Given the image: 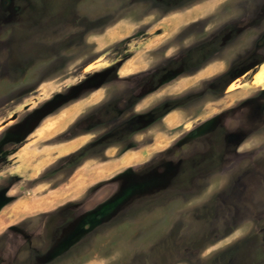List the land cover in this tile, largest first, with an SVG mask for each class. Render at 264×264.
I'll return each mask as SVG.
<instances>
[{
    "label": "rangeland",
    "instance_id": "374dc122",
    "mask_svg": "<svg viewBox=\"0 0 264 264\" xmlns=\"http://www.w3.org/2000/svg\"><path fill=\"white\" fill-rule=\"evenodd\" d=\"M97 68L105 74L85 79ZM261 69L264 0H0V122L18 123L61 97L26 136L14 132L0 146V264H15L56 230L67 237L86 210L138 194L137 208L37 264H264ZM134 91L151 94L140 107L160 103L154 114L167 113L152 146L115 160L132 141V116L110 135L109 161L64 160L97 136L99 120L124 117L107 99ZM92 112L83 126L94 130L71 139ZM157 148L168 156L146 175L133 170L90 190ZM135 178L149 181L135 190Z\"/></svg>",
    "mask_w": 264,
    "mask_h": 264
},
{
    "label": "flooded vegetation",
    "instance_id": "af4514ba",
    "mask_svg": "<svg viewBox=\"0 0 264 264\" xmlns=\"http://www.w3.org/2000/svg\"><path fill=\"white\" fill-rule=\"evenodd\" d=\"M210 40L212 41V37ZM211 41H209V42H211ZM203 64H204V62H203ZM201 68H203L202 65H199V66L197 65L193 69H195L194 72H196V71H199ZM256 73L254 76V82L255 83H256ZM208 83L210 85L212 84V82H206L207 85H209ZM166 85H167V83L160 85V87H163ZM159 88H157V89H159ZM229 89L232 90L230 87H229ZM136 92L137 91L132 92L131 96L126 94L125 92H121L119 94L117 92V93L113 94L114 96H111L109 99H107L105 103L109 102L110 104H112V103L117 102V105L120 107V109H122V113L124 111L123 114L129 115L128 118L127 119L124 118V117H126L125 115H124V117L120 116V119H115L114 123H111L110 120H105V119L99 120V123H97V132H98L97 136H94L93 139L87 141L86 144L80 146V148H78L77 150H73L72 152L64 154L65 155V157H63L64 160H67L68 158L69 159H75V160L78 159V161L75 162L76 168L82 166L86 160L92 159V158H96V160H99V161L102 160L103 162L109 161L111 159V156H110V153L108 152V150L112 147V144H113L109 140L111 137L110 135L112 133H114L116 130L120 131V129H123V126L127 122L133 123L134 121L132 120V116L138 117V119H135L136 123H137V128H136V130H134V131L132 130V132H131L132 138H130V139L132 141H130V140L127 141L128 143L125 145L126 146L125 151L122 153H118L119 155L117 157H115V160H118V161L122 160V158H124L127 154H130L129 152H131V151H129V150L140 151V150L145 149L149 145L152 146L153 143L155 142V140H154L155 136L153 134L154 133L153 128L155 126L157 127L158 126L157 124H163L165 122L164 118H165L167 113L161 112L159 114H154V113H156L154 108H157L158 105L160 106V103L150 105V106H144V108L140 107V105L143 102H146L148 100V98L151 94L147 92V93H142L139 96V95H137ZM125 97H126V99H123ZM166 101L167 100L161 101V103H165ZM119 103H121V104H119ZM96 108L98 111H100V108H98V107H96ZM166 110H168V109H166ZM92 113L93 114L90 113L91 115L88 114V116H85L84 118L79 119L78 121H76V124H74V126L71 127L72 133L74 134L73 136H70L71 139L76 137L79 134L88 133V132L94 130L92 128V126H90V124L83 126V124H86V123L90 122L91 120H93L94 118H96L95 112H92ZM129 117H131V119ZM153 117H155L157 120L152 121ZM211 121H212V118H211ZM80 127L83 130L79 129ZM127 130L129 131V129H127ZM194 133H195V131H191V132L187 133V135L184 136L185 138L182 141H179V143L188 140L190 137H192L194 135ZM125 135L126 134H123L122 140L125 139ZM147 137H148V139H147ZM143 138L147 139V141L145 143L141 142ZM162 149H164V148L154 149V150H156L155 152L158 151V153L153 158H151L149 156L146 159L139 160V161L134 162V163L126 164L125 167H123L121 170H119L118 172H116L112 176H110L108 178L98 179L95 183L93 182L92 184H90V186H89V188L91 187L90 190L91 191L94 190L95 189L94 187L98 188L100 186L109 185L110 183H112L114 181H118L121 178H124L123 176H126L127 173L133 172V170L141 171V173L143 172L146 175L147 171L151 170L152 167H154L155 165H158L159 161L161 159H165L168 156L169 149L168 148H166L164 150H162ZM72 175L73 174H71L67 180H69ZM138 177H140V176H138ZM147 178H149V175L147 176ZM135 180H136V178L130 179L131 183L129 185L131 188H134L135 190H140L141 187L146 186L148 184V181H149V179H147V181L140 180L139 181L140 184H138V183H136ZM167 186H163L162 188H165V190H166ZM134 189H132V190H134ZM168 191H169V189L166 190L165 192H168ZM138 196H140V195L138 194L137 196L136 195L135 196L134 195L127 196V197H131V199H126L125 202L124 201L120 202L119 200L122 199L120 197L119 200L114 199L112 201H108L105 204H103L101 207L96 208L95 210H92L90 212L86 210V212H83L82 215L79 217V220L77 222L78 223L77 227L74 228L73 231L67 235V237H65V238H63V236H62V238H60V236L57 237L59 230H56L54 236H52V237L49 236V238L44 239L42 241L44 243V245H42V246L32 245L31 248L27 247L26 256H23V254H21L23 257H21V258L17 257V258L22 260V261H19L17 259L15 264H37V263H39L40 260L45 259V258H47L48 260H51L52 258H54V259L57 258L61 252L69 249L70 246L75 245L80 240L79 238L83 237L85 234L91 233L92 231H93V233H95V230H97V228H101V227H98L100 224L103 223V225H104L105 223L109 222L112 219L111 217H113L119 211L127 212V211H131V210H134L135 208H137V204H136L137 201L134 199ZM147 199L149 201H151L149 197H147ZM74 201H76V199H74V198L67 200V202H65V204L63 206H61V208L59 210H66L67 211V209L70 206H74L76 204V202H74ZM148 203H150V202H148ZM150 204H147V206L149 207ZM56 211L57 210H55V211L54 210L53 211L48 210V212H45V213H48L50 215H52V214L54 215L55 214L54 212H56ZM10 226L12 228H15L14 224L10 225ZM53 241H55V242L53 243ZM24 250H25L24 248H21L20 250H18V253L26 252ZM43 250L45 251L44 256L41 255V251H43Z\"/></svg>",
    "mask_w": 264,
    "mask_h": 264
},
{
    "label": "snow or ice",
    "instance_id": "6c2138e0",
    "mask_svg": "<svg viewBox=\"0 0 264 264\" xmlns=\"http://www.w3.org/2000/svg\"><path fill=\"white\" fill-rule=\"evenodd\" d=\"M252 67V66H250ZM254 71V67H252ZM88 71V70H86ZM105 74L104 69L97 68L94 71L88 72V76L85 79H88L90 76H102ZM246 74V73H245ZM72 89L70 88L69 91ZM61 97H53L50 101L42 102L34 111H28L26 114L21 117L18 123H12L10 121H2L0 124H6L7 127L0 128V146H2L3 141L12 133L19 131L21 137L26 136L28 132L35 127L36 124L40 122L43 116L46 114V111L49 109V105H54L59 103ZM18 125H24L23 129H18Z\"/></svg>",
    "mask_w": 264,
    "mask_h": 264
},
{
    "label": "bare ground",
    "instance_id": "6f19581e",
    "mask_svg": "<svg viewBox=\"0 0 264 264\" xmlns=\"http://www.w3.org/2000/svg\"><path fill=\"white\" fill-rule=\"evenodd\" d=\"M264 81V70H258V72L256 73V82L257 83H262ZM236 84H232L230 88H235Z\"/></svg>",
    "mask_w": 264,
    "mask_h": 264
},
{
    "label": "crops",
    "instance_id": "0c3cea01",
    "mask_svg": "<svg viewBox=\"0 0 264 264\" xmlns=\"http://www.w3.org/2000/svg\"><path fill=\"white\" fill-rule=\"evenodd\" d=\"M103 170H105V169H103ZM108 170V169H107ZM106 171V170H105ZM110 171H108V173H109ZM107 172L105 173L106 175L108 174ZM104 174V173H103ZM104 177V176H103Z\"/></svg>",
    "mask_w": 264,
    "mask_h": 264
}]
</instances>
